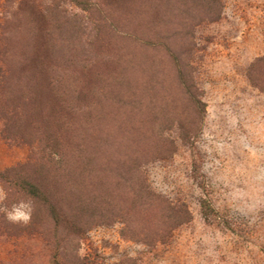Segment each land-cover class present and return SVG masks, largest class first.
<instances>
[{
	"label": "rangeland",
	"instance_id": "1",
	"mask_svg": "<svg viewBox=\"0 0 264 264\" xmlns=\"http://www.w3.org/2000/svg\"><path fill=\"white\" fill-rule=\"evenodd\" d=\"M33 2L37 24L47 21L54 35L57 73L65 70L73 89L107 92L92 118L60 114L47 88L36 91L38 108L98 123L104 140L132 133L165 146L166 157L142 170L153 192L188 207L191 221L155 245L124 236L125 225L110 219L80 233L65 226L57 238L42 210L7 200L0 183V264H53L56 254L64 264H264V91L249 78L264 58V0H108L92 12L70 0ZM10 10L0 0V24ZM28 23V15L17 20L14 42L29 40ZM140 40L164 42L180 57L207 106L203 122L183 100L168 54ZM197 125L187 145L183 136ZM1 131L0 123V172L26 164L36 145L11 144ZM195 168L217 222L203 218Z\"/></svg>",
	"mask_w": 264,
	"mask_h": 264
},
{
	"label": "trees",
	"instance_id": "2",
	"mask_svg": "<svg viewBox=\"0 0 264 264\" xmlns=\"http://www.w3.org/2000/svg\"><path fill=\"white\" fill-rule=\"evenodd\" d=\"M10 1L11 10L0 24L1 137L11 144L36 148L26 164L0 172L7 200L20 197L31 201L53 223L57 238L65 226L80 233L91 222L110 219L125 225L126 237L152 245L164 243L176 229L191 221L188 207L153 192L142 170L147 163L166 157L168 149L132 133L116 141L104 140L97 134L98 123L52 119L46 109L38 108L36 91L47 88L60 114H86L92 118L98 108L102 109L100 104L106 100L107 92L105 88L90 92L73 89L65 70L59 75L60 70L49 59L54 55V35L47 21L42 27L37 24L33 0ZM106 1L70 0L86 12L103 11ZM24 15H28L30 38L21 45L13 41V36L15 23ZM140 41L168 54L176 68L183 100L203 122L207 106L180 57L164 42ZM249 78L264 91V58L251 66ZM198 128L197 125L192 132H185L183 140L187 145H191ZM194 173L204 194L200 202L203 218L207 223L217 222L219 212L210 199L206 179L197 168ZM53 264H64L59 254Z\"/></svg>",
	"mask_w": 264,
	"mask_h": 264
}]
</instances>
